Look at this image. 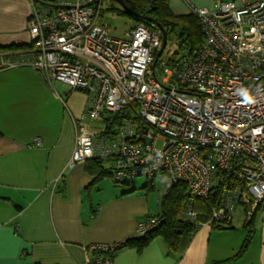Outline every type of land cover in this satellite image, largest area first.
Wrapping results in <instances>:
<instances>
[{"label": "built area", "instance_id": "2783aa9c", "mask_svg": "<svg viewBox=\"0 0 264 264\" xmlns=\"http://www.w3.org/2000/svg\"><path fill=\"white\" fill-rule=\"evenodd\" d=\"M54 1L52 12L32 0L34 53L19 64L0 59V71L27 65L85 94L69 168L101 159L116 184L158 179L162 195L184 183L183 220L198 221L195 199L215 202L201 226H230L240 207L247 221L264 210V0L192 9L203 41L183 49L156 22L115 37L101 0ZM118 115L123 125L107 134L108 118ZM162 221L149 218L130 238ZM124 242L89 246L83 264H114Z\"/></svg>", "mask_w": 264, "mask_h": 264}, {"label": "crops", "instance_id": "0c3cea01", "mask_svg": "<svg viewBox=\"0 0 264 264\" xmlns=\"http://www.w3.org/2000/svg\"><path fill=\"white\" fill-rule=\"evenodd\" d=\"M36 1L48 11L57 8L54 0ZM104 1L112 0H101L102 7ZM216 1L167 3L183 16ZM32 12V0H0V59L19 64L33 55ZM86 104L84 93L50 83L30 66L0 71V264H83L89 246L124 242L138 224L161 213V191L149 195L134 182L130 193L106 179L90 188L86 162L68 167L75 121ZM246 222L243 215L224 230L203 224L173 254L162 239L142 253L122 249L114 264H264V210L256 211L251 228ZM247 239V249L235 258Z\"/></svg>", "mask_w": 264, "mask_h": 264}, {"label": "trees", "instance_id": "16d2710c", "mask_svg": "<svg viewBox=\"0 0 264 264\" xmlns=\"http://www.w3.org/2000/svg\"><path fill=\"white\" fill-rule=\"evenodd\" d=\"M126 5L139 15L155 20V22L163 28H171L172 32L175 30L179 31L181 40V49L186 45H191L192 47L199 46L203 41V36L200 30V24L197 16L193 13L188 15H175L170 9L167 0H123ZM116 11L119 15L128 16L134 19L137 24L149 22L137 19L121 9H110ZM32 44V42H31ZM33 47V44H32ZM23 48V47H20ZM129 117L133 119L136 123L142 127V122L139 118L135 116ZM125 119L124 115L111 116L108 118L107 123V134H115L119 131L120 127L123 125ZM86 169L90 175L93 176V182L90 188L98 185L103 180L111 177L109 168H107L106 163L101 159H91L86 161ZM130 193L136 191L135 187L132 185L130 187ZM143 189L148 191H153L155 189L154 183H146ZM189 199L187 193V186L184 183H179L173 187L166 195L163 196L161 201V213L159 214L163 217L162 223L149 231L143 236L131 237L127 239L119 248L122 249H135L138 253H142L147 247H149L157 239H162L166 244L170 254L177 252L181 244L187 236L192 235L200 228V223L207 222L211 217V208L215 205V202L206 204L200 199L194 200V208L199 213V218L197 222H188L180 217L182 207L185 202ZM158 215V216H159ZM247 221L245 223L246 228H251L252 223ZM216 229L224 230L230 228V226L215 225ZM249 232H251L249 230ZM249 239H247L239 253L235 258L240 257L248 247Z\"/></svg>", "mask_w": 264, "mask_h": 264}, {"label": "rangeland", "instance_id": "374dc122", "mask_svg": "<svg viewBox=\"0 0 264 264\" xmlns=\"http://www.w3.org/2000/svg\"><path fill=\"white\" fill-rule=\"evenodd\" d=\"M112 7H116L117 9L121 8L118 5V3L115 2V1H104L103 12H102V21L111 28V33L115 37H122L125 32H127L128 30H130L134 26H136L137 22L134 19H131L128 16H125V15L122 16V15H119L116 11L110 10V9H112ZM170 37L173 38L174 41H176L180 37L179 31L178 30L173 31L170 34ZM171 43L172 42H170L169 45ZM168 48H169V46H168ZM161 146H162V142L160 141V142H158L157 147L161 148ZM106 166L108 168L107 164H106ZM106 180H108L109 182L114 184L112 182V178L111 177H109ZM135 183H136L135 184L136 188L139 189V188H142L143 185H146V183H148V180L145 177H139V178L136 179ZM154 185H155V189L153 191L146 190V192H148L149 195L158 196L159 191H161L160 181L157 179L154 182ZM120 189L123 190L124 188L120 187ZM146 192H145V194H146ZM242 217H243V208L240 207L238 212H237V214H236V216H235V220H238L239 218H242Z\"/></svg>", "mask_w": 264, "mask_h": 264}, {"label": "water", "instance_id": "95a60500", "mask_svg": "<svg viewBox=\"0 0 264 264\" xmlns=\"http://www.w3.org/2000/svg\"><path fill=\"white\" fill-rule=\"evenodd\" d=\"M112 1H115L118 3V5L121 7L120 9L124 12H126L127 14L137 18V19H142V20H145L147 22H155V20L153 19H150V18H146V17H143L141 15H139L138 13H136L135 11L131 10L127 5L126 3L123 1V0H112ZM40 2V1H39ZM165 45H166V40H165ZM164 45V47H165Z\"/></svg>", "mask_w": 264, "mask_h": 264}]
</instances>
